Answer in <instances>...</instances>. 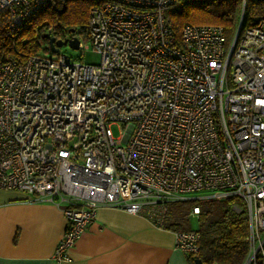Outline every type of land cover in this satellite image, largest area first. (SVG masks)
<instances>
[{
    "label": "built area",
    "instance_id": "1",
    "mask_svg": "<svg viewBox=\"0 0 264 264\" xmlns=\"http://www.w3.org/2000/svg\"><path fill=\"white\" fill-rule=\"evenodd\" d=\"M182 1L91 8L84 37L97 64L59 52L0 63V189L61 209L56 262L70 261L100 207L162 227L169 203L234 198L248 222L246 261L264 264V19L229 40L220 25L184 24L177 37L166 11ZM60 4L0 0V12L17 30ZM199 239L174 232L173 245L195 255Z\"/></svg>",
    "mask_w": 264,
    "mask_h": 264
},
{
    "label": "trees",
    "instance_id": "2",
    "mask_svg": "<svg viewBox=\"0 0 264 264\" xmlns=\"http://www.w3.org/2000/svg\"><path fill=\"white\" fill-rule=\"evenodd\" d=\"M60 6L47 5L17 30H10L7 12H0V63L8 56L21 62L33 54H53L46 34L55 40L67 33H84L91 8L102 0H58ZM170 25L178 37L184 24L220 25L229 40L264 19V0H184L166 11ZM239 27V28H238ZM237 205L239 211L233 206ZM199 208V251L187 256L189 263L198 258L204 264H244L248 254V222L241 203L224 200H187L169 203L162 228L173 232L192 230L189 212ZM258 264V262H255Z\"/></svg>",
    "mask_w": 264,
    "mask_h": 264
},
{
    "label": "crops",
    "instance_id": "3",
    "mask_svg": "<svg viewBox=\"0 0 264 264\" xmlns=\"http://www.w3.org/2000/svg\"><path fill=\"white\" fill-rule=\"evenodd\" d=\"M65 227L57 206L0 189V264H190L174 248L172 230L114 207L98 208L68 250L70 261L56 262Z\"/></svg>",
    "mask_w": 264,
    "mask_h": 264
},
{
    "label": "rangeland",
    "instance_id": "4",
    "mask_svg": "<svg viewBox=\"0 0 264 264\" xmlns=\"http://www.w3.org/2000/svg\"><path fill=\"white\" fill-rule=\"evenodd\" d=\"M78 37L83 42L84 46H87L83 49H72L68 45L62 46L59 49V54L65 55L72 60H81L85 63L97 64L99 61V56L97 53L92 51L89 47V42L85 39L84 33H78ZM54 54H48V57H54ZM111 132L114 137H118L120 135V127L116 124L111 125ZM203 192L196 193L194 195H199ZM189 226L192 230H196L198 228V222L195 217H191L189 219ZM249 264V263H248Z\"/></svg>",
    "mask_w": 264,
    "mask_h": 264
},
{
    "label": "water",
    "instance_id": "5",
    "mask_svg": "<svg viewBox=\"0 0 264 264\" xmlns=\"http://www.w3.org/2000/svg\"><path fill=\"white\" fill-rule=\"evenodd\" d=\"M70 32H73V30H71ZM46 38L48 40V45H49L50 51L53 54L58 53L60 47L65 46V45H68L72 49H77L78 40L75 37H73L71 39L66 38V39H62V40H55L49 34H46ZM193 264H204V263H202L200 259L194 258Z\"/></svg>",
    "mask_w": 264,
    "mask_h": 264
},
{
    "label": "flooded vegetation",
    "instance_id": "6",
    "mask_svg": "<svg viewBox=\"0 0 264 264\" xmlns=\"http://www.w3.org/2000/svg\"><path fill=\"white\" fill-rule=\"evenodd\" d=\"M73 34V32L67 33L65 36V39L68 38L69 36H71Z\"/></svg>",
    "mask_w": 264,
    "mask_h": 264
},
{
    "label": "bare ground",
    "instance_id": "7",
    "mask_svg": "<svg viewBox=\"0 0 264 264\" xmlns=\"http://www.w3.org/2000/svg\"><path fill=\"white\" fill-rule=\"evenodd\" d=\"M249 263V261L247 260L246 262H245V264H248Z\"/></svg>",
    "mask_w": 264,
    "mask_h": 264
}]
</instances>
